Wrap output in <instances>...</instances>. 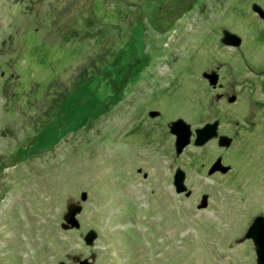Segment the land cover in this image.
<instances>
[{
  "label": "rangeland",
  "instance_id": "1",
  "mask_svg": "<svg viewBox=\"0 0 264 264\" xmlns=\"http://www.w3.org/2000/svg\"><path fill=\"white\" fill-rule=\"evenodd\" d=\"M252 3L264 10L0 0V264H255L243 235L264 216V19ZM177 118L217 119L232 142L197 146L192 132L176 154ZM217 158L229 170L208 174Z\"/></svg>",
  "mask_w": 264,
  "mask_h": 264
},
{
  "label": "water",
  "instance_id": "2",
  "mask_svg": "<svg viewBox=\"0 0 264 264\" xmlns=\"http://www.w3.org/2000/svg\"><path fill=\"white\" fill-rule=\"evenodd\" d=\"M252 10H254L261 18L264 19V10L257 3H252ZM240 37L235 33L224 29L222 31L221 42L228 45L237 46L240 44ZM203 76L208 79L209 84L216 85L218 80V74L216 72H205ZM235 99L234 95L227 98V101L231 102ZM152 115L154 112L151 113ZM169 130L175 135L174 147L175 153L179 154L183 148L190 142L192 131L194 132L193 143L197 146H201L212 138H216L218 146L228 147L232 142V138L226 134L218 133V120L206 122L201 126L195 127L193 130L189 123L185 122L181 118H177L170 123ZM229 170L228 165L221 163L217 158L213 161L207 170L208 174H212L215 171L225 173ZM184 171L180 168H176L173 173V185L176 192H183L186 190L184 184ZM204 203V202H203ZM70 223L76 224V220L73 215L69 218ZM96 237L94 230H89L83 236L85 244L92 245L93 240ZM243 238L250 239L254 245L255 252V264H264V216L261 214L256 215L250 224L248 225ZM76 264H92L89 259L79 260Z\"/></svg>",
  "mask_w": 264,
  "mask_h": 264
},
{
  "label": "flooded vegetation",
  "instance_id": "3",
  "mask_svg": "<svg viewBox=\"0 0 264 264\" xmlns=\"http://www.w3.org/2000/svg\"><path fill=\"white\" fill-rule=\"evenodd\" d=\"M171 122H172V121H171ZM169 126H170V125H169ZM218 126H219V124H218ZM191 129H192V128H191ZM169 131H170V130H169ZM192 132H193V131H192ZM193 133H194V132H193ZM172 134H173V133H172ZM219 134H220V133H219ZM191 136H192V134H191ZM193 139H194V138H193ZM212 139H216V138H212ZM210 140H211V139H210ZM208 141H209V140H208ZM208 141H207V142H208ZM204 144H205V143H204ZM204 144H203V145H204ZM201 146H202V145H201Z\"/></svg>",
  "mask_w": 264,
  "mask_h": 264
}]
</instances>
